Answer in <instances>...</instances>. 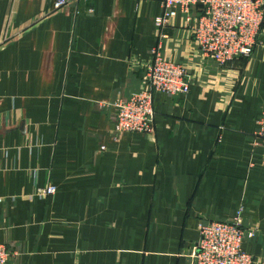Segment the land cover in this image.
Listing matches in <instances>:
<instances>
[{"label": "crops", "instance_id": "0c3cea01", "mask_svg": "<svg viewBox=\"0 0 264 264\" xmlns=\"http://www.w3.org/2000/svg\"><path fill=\"white\" fill-rule=\"evenodd\" d=\"M0 0V245L9 264H191L200 222L240 214L264 264V26L248 57L206 60L160 0ZM89 11V12H88ZM159 48L190 92L154 96L148 136L114 132ZM132 62V63H131ZM54 186L46 198L36 191Z\"/></svg>", "mask_w": 264, "mask_h": 264}, {"label": "built area", "instance_id": "2783aa9c", "mask_svg": "<svg viewBox=\"0 0 264 264\" xmlns=\"http://www.w3.org/2000/svg\"><path fill=\"white\" fill-rule=\"evenodd\" d=\"M71 1L77 0H56L52 11H59ZM160 1L162 15L154 22L158 37L165 39L164 29L181 16L201 55L219 67L250 56L264 26V0ZM134 66L141 68L142 89L113 103L114 132L148 136L153 131L154 96L161 93L184 97L192 82L186 68L164 58L159 48L152 51L145 64ZM258 136L262 149L260 166L264 167V122ZM55 192L54 186H47L38 189L33 197L43 199ZM3 201L0 197V204ZM197 229L199 236L191 264H258L243 247L245 239L253 238L256 231L244 228L240 214L228 222H200ZM10 255L0 245V264H9Z\"/></svg>", "mask_w": 264, "mask_h": 264}, {"label": "rangeland", "instance_id": "374dc122", "mask_svg": "<svg viewBox=\"0 0 264 264\" xmlns=\"http://www.w3.org/2000/svg\"><path fill=\"white\" fill-rule=\"evenodd\" d=\"M50 12H51V13H55V12L52 11V9L50 10ZM56 12H57V11H56ZM261 30H262V29H261ZM157 94H161V93H157ZM114 112H115V111H114Z\"/></svg>", "mask_w": 264, "mask_h": 264}]
</instances>
